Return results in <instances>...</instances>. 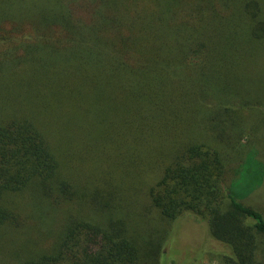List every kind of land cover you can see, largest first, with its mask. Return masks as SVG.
I'll use <instances>...</instances> for the list:
<instances>
[{
    "label": "trees",
    "instance_id": "trees-1",
    "mask_svg": "<svg viewBox=\"0 0 264 264\" xmlns=\"http://www.w3.org/2000/svg\"><path fill=\"white\" fill-rule=\"evenodd\" d=\"M258 56L264 0H0V264H155L184 213L251 264ZM16 234L32 247L13 262Z\"/></svg>",
    "mask_w": 264,
    "mask_h": 264
},
{
    "label": "rangeland",
    "instance_id": "rangeland-1",
    "mask_svg": "<svg viewBox=\"0 0 264 264\" xmlns=\"http://www.w3.org/2000/svg\"><path fill=\"white\" fill-rule=\"evenodd\" d=\"M262 60L263 56H258L254 62H250L243 67V76L252 85L264 84V72L259 77L254 78V75L263 69ZM261 94L262 99L257 102L260 106L258 108L255 107L253 116L248 120L245 136L240 138L239 147L253 151L256 159L262 161L264 166V90H261ZM253 102L256 101L253 100ZM234 167V165L227 166V180L232 177ZM136 194L138 202H136L137 206H135L134 214L137 216L139 214L141 218L140 222L135 219L137 227L139 224V230H136V232L139 234V231L142 230L146 237L144 231L153 230L151 233L154 236L165 225V222L159 217L158 212L147 201H144L145 196L143 194L139 192ZM133 199L135 200L136 198ZM244 204L256 209L264 217V179L263 186L248 199L244 200ZM141 213L144 214V217ZM155 225L157 226L155 227ZM202 229L206 231L205 235ZM26 240V234H16L10 240V243L3 248L13 262L16 259L14 256L16 253L32 247V244ZM25 252H22L23 254H20L19 258ZM252 254L251 264H264V236H257L255 249ZM235 259L229 247L211 238L205 221L196 218L190 213H184L177 222L176 232L171 233L170 231L167 235L165 242L160 248L158 261L155 264H230ZM139 264L154 263H150L144 257Z\"/></svg>",
    "mask_w": 264,
    "mask_h": 264
}]
</instances>
